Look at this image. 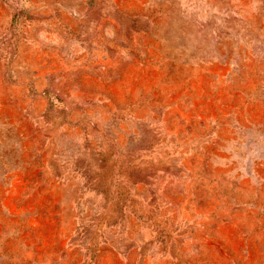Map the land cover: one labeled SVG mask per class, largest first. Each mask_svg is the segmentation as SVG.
Here are the masks:
<instances>
[{
	"label": "rangeland",
	"instance_id": "1",
	"mask_svg": "<svg viewBox=\"0 0 264 264\" xmlns=\"http://www.w3.org/2000/svg\"><path fill=\"white\" fill-rule=\"evenodd\" d=\"M0 264H264V0H0Z\"/></svg>",
	"mask_w": 264,
	"mask_h": 264
}]
</instances>
